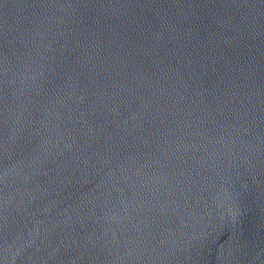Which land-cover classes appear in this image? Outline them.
Here are the masks:
<instances>
[{"label": "water", "instance_id": "1", "mask_svg": "<svg viewBox=\"0 0 264 264\" xmlns=\"http://www.w3.org/2000/svg\"><path fill=\"white\" fill-rule=\"evenodd\" d=\"M0 264H264V0H0Z\"/></svg>", "mask_w": 264, "mask_h": 264}]
</instances>
